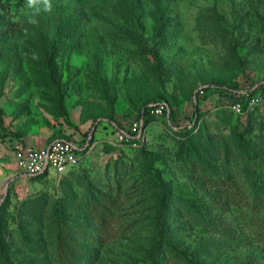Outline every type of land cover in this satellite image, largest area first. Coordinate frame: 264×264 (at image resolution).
<instances>
[{"label":"rangeland","instance_id":"1","mask_svg":"<svg viewBox=\"0 0 264 264\" xmlns=\"http://www.w3.org/2000/svg\"><path fill=\"white\" fill-rule=\"evenodd\" d=\"M51 3L0 0V264H264V0ZM58 138L75 169L15 173Z\"/></svg>","mask_w":264,"mask_h":264},{"label":"built area","instance_id":"2","mask_svg":"<svg viewBox=\"0 0 264 264\" xmlns=\"http://www.w3.org/2000/svg\"><path fill=\"white\" fill-rule=\"evenodd\" d=\"M203 90L201 89L200 92ZM234 93L247 96L250 104L264 102V92H251L232 89ZM234 112H241V105L234 102L230 105ZM168 104L164 100L148 102L134 119L127 125H112L116 141L125 146L138 147L145 139L146 119L150 116L168 118ZM87 146V142L80 144L66 138L52 140L43 147H23L18 145L14 151L15 173L24 177H37L50 172L58 175L65 174L75 168L80 161V154ZM7 184L0 186V206L7 197Z\"/></svg>","mask_w":264,"mask_h":264},{"label":"clouds","instance_id":"3","mask_svg":"<svg viewBox=\"0 0 264 264\" xmlns=\"http://www.w3.org/2000/svg\"><path fill=\"white\" fill-rule=\"evenodd\" d=\"M27 7L33 10L32 15L29 16V22L36 24L37 20L35 16L39 14L40 11L51 12L53 5L51 0H27Z\"/></svg>","mask_w":264,"mask_h":264},{"label":"trees","instance_id":"4","mask_svg":"<svg viewBox=\"0 0 264 264\" xmlns=\"http://www.w3.org/2000/svg\"><path fill=\"white\" fill-rule=\"evenodd\" d=\"M156 100H158V99H156ZM151 101H152V100H151ZM148 102H150V101L145 102V104H144L143 106L145 107V105H146ZM73 169H75V168H73ZM73 169H70L69 171H71V170H73ZM69 171H68V172H69ZM6 199H7V198H6ZM6 199L4 200L3 204L0 206V209H1L2 206L6 203ZM150 263H151V264H158V263L155 261V258H154V249H152V250H151V253H150Z\"/></svg>","mask_w":264,"mask_h":264},{"label":"crops","instance_id":"5","mask_svg":"<svg viewBox=\"0 0 264 264\" xmlns=\"http://www.w3.org/2000/svg\"><path fill=\"white\" fill-rule=\"evenodd\" d=\"M14 167H15V162H14ZM68 171H69V170H68ZM68 171H67V172H68ZM67 172H66V173H67ZM47 174H50V173H47ZM44 175H45V174H44Z\"/></svg>","mask_w":264,"mask_h":264}]
</instances>
